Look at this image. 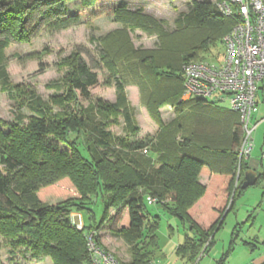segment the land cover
I'll use <instances>...</instances> for the list:
<instances>
[{
	"label": "trees",
	"instance_id": "1",
	"mask_svg": "<svg viewBox=\"0 0 264 264\" xmlns=\"http://www.w3.org/2000/svg\"><path fill=\"white\" fill-rule=\"evenodd\" d=\"M50 1L0 0V87L12 99L21 96L22 106L31 113H17L6 132L0 129V236L12 246L24 247L32 256H49L53 264H91L87 235L94 232L93 240L101 247L94 225L84 224L78 229L72 213L85 211L94 219L92 205L100 200L102 215L96 223L106 219L110 208L115 209L116 215L109 220L120 222L118 233L130 255L126 262L151 264L164 252L155 235L158 213L147 208L148 202L174 215L195 233L194 238L176 245L174 252L196 262L212 244L211 235L221 225L224 211H229L244 191L240 187L244 174L254 170L255 184L264 180L262 156L255 162L249 156L238 160L241 126L237 112L202 97L180 100L183 64L216 56L218 53L209 57L203 53L218 40L221 44L222 36L236 20L222 15L214 3L193 0L188 13L176 21L179 33L173 31L166 37H177L178 42L171 59L164 61L155 57L154 51L127 46L126 27L152 33L149 21L155 20L141 9L131 11L119 4L114 13L122 28L103 37L101 55L112 74L104 83L114 87V100L97 99L86 106L79 102L90 98L98 75L79 52L73 51L58 67L65 70L62 79L47 85L62 89L53 99L62 109L53 112L50 99L11 84L3 67L9 40L27 41V23L36 13L43 14ZM72 16L59 18V24L74 22ZM112 39H117L116 48L104 44ZM118 63L121 67L133 63L141 67L140 81L155 90L147 98V107L159 126L151 144L156 163L141 152L147 142L129 140L139 127L132 121ZM159 87V94L165 95H158L155 88ZM165 104L172 106L175 114L167 123L158 111ZM119 116L121 132L115 134L109 126L117 124ZM52 140L67 147L60 149ZM203 172L210 175L209 189L199 181ZM64 178L76 194L55 203L43 202L38 195L41 189ZM202 213L209 216L206 222Z\"/></svg>",
	"mask_w": 264,
	"mask_h": 264
},
{
	"label": "rangeland",
	"instance_id": "2",
	"mask_svg": "<svg viewBox=\"0 0 264 264\" xmlns=\"http://www.w3.org/2000/svg\"><path fill=\"white\" fill-rule=\"evenodd\" d=\"M192 1L51 0V4L42 9V11H45L43 14L36 13L32 20L27 23V41L9 40L8 45L4 48L5 62L3 67L8 73L11 84H18L25 92L34 90L44 100L50 99L52 111L57 112L62 109V104L54 103L53 99L62 94V89L55 90L48 88L47 85L62 79L65 70L58 68L63 60L62 58L73 51H77L84 58L87 65L97 72L98 75V84L90 89V98L87 100L80 99L79 102L86 106L89 102H95L97 99L108 102L113 101L114 87L104 83L105 80L111 79L112 74L105 66L101 55L103 37L111 31L122 28L121 23L115 19V8L120 4L131 11L141 9L143 13L154 19V23L149 21L154 30L152 33H148L140 27H133V29H131L132 26L130 25V27H126L127 46L131 44L133 49L136 50L154 51L158 53V55L154 54L155 57L159 56L164 61H169L178 39L177 37H166L173 31L179 33L176 21L183 14L188 13ZM197 1L213 3L217 0ZM69 15H73L74 22L59 24V18L66 19ZM189 32L190 36H192V31L189 30ZM187 36L186 34L185 37ZM162 37L165 39L160 41ZM117 39L104 41V44L111 43L116 48ZM223 52L224 49L218 40L214 46H210L209 50L203 54L209 57L218 53L217 55L220 56ZM117 66L119 68L118 75L124 80L132 121L139 127V132L133 138H129V140L138 139L147 142L142 147L143 149L146 148L147 151L141 148V152L145 156H149L151 162L156 163L157 154L153 153L151 144L156 141L155 138L159 126L150 116L147 107V98L155 90L149 83L147 86L140 81L139 78L143 69L137 67L138 65L135 63L131 66L124 65V67H121L118 63ZM130 67L134 69L131 70ZM262 83L264 84V81ZM155 89L158 95H165V93L159 94L162 92L161 87ZM18 90H16V94ZM186 99L183 94L180 95V100ZM19 102L20 106H18ZM217 103L222 107L227 106L226 100L218 101ZM22 104L23 99L21 96L17 95L15 99H12L0 87V129L2 131L6 132L8 130V125L13 123L17 113H22L25 116L31 115L29 110ZM76 108L77 106H75L74 110ZM260 109L264 111V103ZM158 111L165 123L175 116L174 110L169 104L159 107ZM122 123V117L119 116L117 124H112L109 128L112 132L118 134L121 132L120 124ZM260 123H258L252 133L255 144L253 153L250 156L252 160L259 159L261 153L259 146L264 137V124L259 126ZM52 141L60 149L67 147L64 143ZM236 149L238 153L239 147ZM239 156L238 154V160L242 159ZM263 184L260 182L250 185L244 189L240 196L235 198L232 208L229 211H224L221 225L212 233V244L201 257H196V262L189 260L185 256L177 255L174 250L167 255L158 254L155 262L159 264H253L255 259L264 254ZM41 190L38 195L46 203H55L76 194L73 186L66 178ZM146 205L150 211L158 213L159 220L155 235L159 249H162L171 241L176 246L183 244L187 238L195 237V233L188 228L187 224H184L174 215L158 210L159 208L155 203L149 204L146 202ZM92 207L94 219L89 218L88 212L74 211L72 213L74 215L72 217L73 222L78 229H82L84 224L93 223V230L98 236V242L101 247L114 254L117 258L125 262L128 261L130 258L128 245L118 233L120 222L114 220V218L112 221L109 220L110 217L112 218L116 215L115 209L110 208L106 219L97 224L96 222L100 220L102 215L101 201L99 200ZM121 214L122 211L120 212ZM201 217L206 222L209 216L206 213H202ZM93 234L94 232H92ZM0 264H53V262L49 256H32L24 247L12 246L5 237L0 236Z\"/></svg>",
	"mask_w": 264,
	"mask_h": 264
},
{
	"label": "built area",
	"instance_id": "3",
	"mask_svg": "<svg viewBox=\"0 0 264 264\" xmlns=\"http://www.w3.org/2000/svg\"><path fill=\"white\" fill-rule=\"evenodd\" d=\"M213 3L222 15L236 21L222 36L224 52L220 56L183 64V96L215 102L226 100L227 106L239 115V157H248L252 132L257 124L252 122V115L257 111V92L264 81V0H219ZM87 244L92 254L91 264H129L99 247L92 233L87 235Z\"/></svg>",
	"mask_w": 264,
	"mask_h": 264
},
{
	"label": "crops",
	"instance_id": "4",
	"mask_svg": "<svg viewBox=\"0 0 264 264\" xmlns=\"http://www.w3.org/2000/svg\"><path fill=\"white\" fill-rule=\"evenodd\" d=\"M256 99H257V111L255 113H253V115H252V122H256L257 123L256 127H257L259 122H261L259 126L264 124V111L262 110L263 111L262 112L261 109H260L261 105L264 103V84L263 83H261V85L259 87ZM254 145H255L254 144V138H253V134H252V147H251V152H250L249 158H250V156L253 153L252 151H253ZM259 149H260V152H261L260 156H262V154H264V137H263V141L260 143ZM251 161L255 162V160H252V159H251ZM253 162H252V164H255ZM255 172L256 171L252 170V171H247L246 173H252L253 175H255ZM209 176L210 175H209L208 172H203V173H201L199 175V181L202 184H204L205 186H207L208 189H209V186H208V184H209ZM244 176H245V174H244ZM255 177H256V175H255ZM243 180H244V177H243V179H241V183H242ZM261 183L263 184L264 180L261 181ZM263 186H264V184H263ZM240 187H241V185H240ZM246 188H244V189H246ZM174 247H175V244L171 241L165 247H163L162 250H163L164 254L167 255V254L171 253L174 250ZM262 262H264V254H261L257 259H255V262L253 264H261Z\"/></svg>",
	"mask_w": 264,
	"mask_h": 264
},
{
	"label": "water",
	"instance_id": "5",
	"mask_svg": "<svg viewBox=\"0 0 264 264\" xmlns=\"http://www.w3.org/2000/svg\"><path fill=\"white\" fill-rule=\"evenodd\" d=\"M256 181L255 175L252 173H245L244 180L241 183V188H246L249 185H253Z\"/></svg>",
	"mask_w": 264,
	"mask_h": 264
}]
</instances>
